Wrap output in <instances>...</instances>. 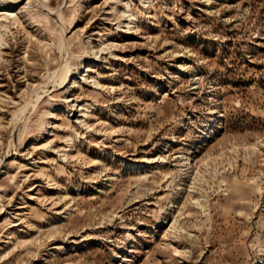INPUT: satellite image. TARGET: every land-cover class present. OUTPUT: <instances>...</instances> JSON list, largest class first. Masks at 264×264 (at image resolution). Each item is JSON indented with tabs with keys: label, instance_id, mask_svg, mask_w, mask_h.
<instances>
[{
	"label": "rangeland",
	"instance_id": "rangeland-1",
	"mask_svg": "<svg viewBox=\"0 0 264 264\" xmlns=\"http://www.w3.org/2000/svg\"><path fill=\"white\" fill-rule=\"evenodd\" d=\"M4 5L0 264H264V0Z\"/></svg>",
	"mask_w": 264,
	"mask_h": 264
},
{
	"label": "bare ground",
	"instance_id": "bare-ground-1",
	"mask_svg": "<svg viewBox=\"0 0 264 264\" xmlns=\"http://www.w3.org/2000/svg\"><path fill=\"white\" fill-rule=\"evenodd\" d=\"M13 5H4L3 8L1 7L0 10H3L5 12H10L12 11ZM20 8H16V10ZM59 18L61 22H63L62 16L59 15ZM64 25V23H63ZM64 29V28H63ZM62 33V32H61ZM62 37V36H61ZM58 50L61 55V64L52 72V74H49V81L51 83H54L55 85H58L60 89H63L67 83L71 80L70 78V65L69 61L71 59V54L69 50V42L65 37H62L58 43ZM40 101V100H39ZM38 104V100H34L28 104V107L32 106L35 108ZM31 107V108H32Z\"/></svg>",
	"mask_w": 264,
	"mask_h": 264
}]
</instances>
